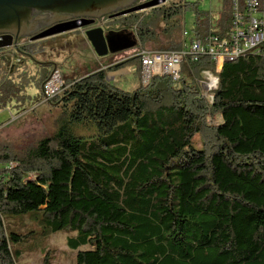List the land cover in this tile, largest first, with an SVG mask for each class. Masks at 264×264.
<instances>
[{
    "label": "trees",
    "instance_id": "16d2710c",
    "mask_svg": "<svg viewBox=\"0 0 264 264\" xmlns=\"http://www.w3.org/2000/svg\"><path fill=\"white\" fill-rule=\"evenodd\" d=\"M229 9L224 0L215 25L197 18L190 39L211 27L225 37ZM141 13L114 23L147 40L153 33ZM262 46L221 66L205 56L186 61V77L154 76L132 92L104 70L64 83L50 101L61 102L54 133L21 153L0 150V264H16L25 240L62 231L74 234L66 245L77 251L75 264H264ZM134 58L109 70L134 63L141 80ZM204 72L217 79L210 101ZM23 85L0 82V110L18 117L41 102L22 96ZM15 216L39 231L9 232L6 219Z\"/></svg>",
    "mask_w": 264,
    "mask_h": 264
},
{
    "label": "rangeland",
    "instance_id": "374dc122",
    "mask_svg": "<svg viewBox=\"0 0 264 264\" xmlns=\"http://www.w3.org/2000/svg\"><path fill=\"white\" fill-rule=\"evenodd\" d=\"M140 3H144V1L142 0ZM223 3L224 0L206 2L201 0H167L165 5L161 4L158 6L159 10H157L158 7H155L140 11L143 12L140 17L148 23L147 29L153 33L150 38L142 41L137 39L134 30L130 31L125 26V23H114L115 19L122 17L114 19L103 18L105 19L103 26L106 29L115 32L125 26L124 28L127 30L125 32L132 33L137 39L135 48L122 53L108 54L104 57L95 55L86 40L84 30L69 31L34 41L30 46L34 60L40 63H47V66L35 64L27 58L20 60L13 48L1 49L0 61L3 62H0V82L10 80L18 86L24 84L21 95L28 97L29 102H34L37 99H41V102L18 117H15L9 108L0 110V150L21 153L26 148L35 145L41 139L54 133L56 120L61 115L62 110L57 107L61 105L59 100L50 101L61 97L62 94L50 100V103L44 100L42 94L43 84L53 75H59L63 83H72L99 69L108 71L110 67L114 66V63L122 61L116 60L117 56L126 52L128 56L123 62H134L135 55L141 50L148 52L168 51L167 49H170L173 44L180 45L182 48L184 45L183 30L189 36H192L197 18L204 17V20L209 21V12H212L210 19L215 24L216 19L220 17ZM162 9L169 10V13L176 10L180 12L177 15L168 16L166 19L160 15ZM153 12H156V14ZM25 40H20L19 48L24 45ZM123 57L121 56L120 58ZM217 66H220L219 63H217ZM129 67L133 69L132 74L120 78L117 84L113 83L115 87L125 92H132L135 89L134 86L139 83L136 75V65L132 63ZM180 74L186 77L181 71ZM45 76H47V79L41 84V80ZM213 79L216 78L211 77L212 88L217 83L216 81L213 84ZM79 134L83 136L90 135L87 131H79ZM35 224L28 216H15L6 219L9 232L25 234L29 230L36 231L39 229V225L35 226ZM73 235L70 232L62 231L46 237H36L35 240H25L19 246L21 254L16 259V264H75L77 251L70 250L66 245L67 239ZM87 248L83 247L81 250H86Z\"/></svg>",
    "mask_w": 264,
    "mask_h": 264
},
{
    "label": "water",
    "instance_id": "95a60500",
    "mask_svg": "<svg viewBox=\"0 0 264 264\" xmlns=\"http://www.w3.org/2000/svg\"><path fill=\"white\" fill-rule=\"evenodd\" d=\"M0 0V50L13 48L22 58L34 56L19 48L20 40L34 42L53 35L84 30L97 57L135 48L137 39L125 31L104 33L102 28L87 29L103 18L114 19L158 7L165 0ZM107 80V78H106Z\"/></svg>",
    "mask_w": 264,
    "mask_h": 264
},
{
    "label": "built area",
    "instance_id": "2783aa9c",
    "mask_svg": "<svg viewBox=\"0 0 264 264\" xmlns=\"http://www.w3.org/2000/svg\"><path fill=\"white\" fill-rule=\"evenodd\" d=\"M229 10L230 28L225 37L219 36L217 29L213 27L209 28L201 39H190L192 36L183 30L184 45L179 51H139L135 56L139 57L141 63V84L146 86L154 76L166 75L178 80L181 66L186 61L194 63L203 56L208 57L215 66V61L221 55L231 54L234 50H240L244 44H254L257 37H264V0H230ZM211 14L212 12H209V25H215L217 19L214 24L210 19ZM198 47H206V54H198ZM256 51L260 53L261 47H256ZM211 77L213 73L204 72L200 81L202 94L209 101L213 93ZM43 85L42 94L46 102L63 94L68 88L57 74Z\"/></svg>",
    "mask_w": 264,
    "mask_h": 264
},
{
    "label": "bare ground",
    "instance_id": "6f19581e",
    "mask_svg": "<svg viewBox=\"0 0 264 264\" xmlns=\"http://www.w3.org/2000/svg\"><path fill=\"white\" fill-rule=\"evenodd\" d=\"M263 43L264 37H257V39H254V44H244V46H241L240 50H234L233 52H231V54L228 55H221V57L217 58V61H215V63H219V65L221 66L223 63L235 61L237 58L244 56L247 53H255L254 51L256 50V47H259ZM198 54H206V47H198ZM216 81V79H213L212 83L215 84Z\"/></svg>",
    "mask_w": 264,
    "mask_h": 264
},
{
    "label": "crops",
    "instance_id": "0c3cea01",
    "mask_svg": "<svg viewBox=\"0 0 264 264\" xmlns=\"http://www.w3.org/2000/svg\"><path fill=\"white\" fill-rule=\"evenodd\" d=\"M128 53L126 52V53H123V54H120L119 56H117L118 58L116 59V60H122V61H120V62H123V61H125L126 60V56H128L127 55ZM121 56H124L123 58H120ZM115 60V61H116ZM17 62V61H16ZM15 62V63H16ZM18 62H20V61H18ZM120 62H117V63H114V65H116V64H119ZM112 66V65H111ZM99 70H102V69H99ZM95 72V71H94ZM131 72H133V69L131 68V67H129V66H126V67H123V68H120V69H118V70H115V71H111V70H108L107 71V74H106V78H107V81L108 82H110V83H115V84H117V83H119V81H120V78H122V77H125V76H128V75H131L132 73ZM137 75V78H138V85H136V86H134L135 87V89L139 86V84H140V76H138V74H136ZM114 85V84H113ZM40 91H41V88H40Z\"/></svg>",
    "mask_w": 264,
    "mask_h": 264
},
{
    "label": "flooded vegetation",
    "instance_id": "af4514ba",
    "mask_svg": "<svg viewBox=\"0 0 264 264\" xmlns=\"http://www.w3.org/2000/svg\"><path fill=\"white\" fill-rule=\"evenodd\" d=\"M144 1V3L145 2H148V1H150V0H143ZM142 2V1H141ZM167 2V0H165V3ZM165 3L164 4H162V5H165ZM125 17V16H124ZM106 19V18H105ZM105 19H102L100 22H96L95 24H94V26H92V27H89V28H87V29H93V28H102L103 29V31H104V33L106 34V33H108V32H112L110 29H106L104 26H103V22L105 21ZM107 19H109V18H107ZM125 29L126 28H123V27H121L120 29H118V30H116L115 32H118V31H125ZM23 40H25V39H23ZM31 44H33V42L31 43V42H29V39L28 40H25V43H24V45L23 46H26V45H31ZM21 45V44H20ZM30 54H32V53H30Z\"/></svg>",
    "mask_w": 264,
    "mask_h": 264
}]
</instances>
